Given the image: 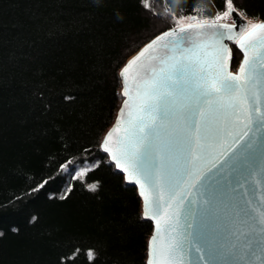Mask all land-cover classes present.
<instances>
[{"label":"trees","instance_id":"trees-1","mask_svg":"<svg viewBox=\"0 0 264 264\" xmlns=\"http://www.w3.org/2000/svg\"><path fill=\"white\" fill-rule=\"evenodd\" d=\"M148 3L0 0V264H147L153 224L101 148L120 70L173 16L214 19L226 0ZM233 4L264 20V0Z\"/></svg>","mask_w":264,"mask_h":264},{"label":"snow or ice","instance_id":"snow-or-ice-1","mask_svg":"<svg viewBox=\"0 0 264 264\" xmlns=\"http://www.w3.org/2000/svg\"><path fill=\"white\" fill-rule=\"evenodd\" d=\"M141 2L149 7L148 0ZM233 12V0H226V10L214 19L173 16L174 27L147 43L121 71L126 99L103 149L127 180L138 185L143 217L155 222L148 264H185L184 241L177 232L183 192L166 191L173 147L179 148L175 162L186 177L183 184L195 187L206 176L200 161L231 138V151H221L224 159L213 166L223 164L247 142L254 125L264 128V22H221ZM238 15L244 18L242 12ZM224 40L243 54L235 73L232 50ZM162 129L169 139L154 145L152 138ZM258 223L264 232V215ZM254 244L249 238L241 251L254 254ZM193 247L204 260L205 250ZM88 257L94 259V253L89 251Z\"/></svg>","mask_w":264,"mask_h":264},{"label":"water","instance_id":"water-1","mask_svg":"<svg viewBox=\"0 0 264 264\" xmlns=\"http://www.w3.org/2000/svg\"><path fill=\"white\" fill-rule=\"evenodd\" d=\"M238 13V11L233 12L232 19H236L238 24L247 23L248 20L242 18ZM221 22L231 23L230 21ZM223 43L232 50L231 70L235 73L242 62L243 54L231 41L224 40ZM233 45L242 54L236 69H233ZM142 48L133 54L124 66ZM123 67L120 70L121 95L124 87L121 77ZM122 98L123 101L116 119L105 137L116 125L118 113L126 97L122 95ZM104 139L101 144L103 151ZM168 139L167 132L162 129L159 137H153L151 142L156 145L162 141L166 142ZM230 143L231 138H227L223 147L218 146L211 156H206L200 161L199 168L206 171V176L195 187L183 184L186 177L175 162L176 157L179 156V148L176 146L172 149L173 160L167 171L166 191L169 193L183 192L180 199L184 200V210L179 217L177 232L184 241L185 264H264V232L260 231L261 225L258 223L260 217L264 215V128L254 125L247 142L229 155L223 164L214 167V163L218 164L219 160L224 159L223 156H220L221 151L225 152V155L231 151ZM105 153L108 154L110 162L116 167L111 155L108 152ZM154 157L155 153H153ZM209 168L212 170L207 171ZM116 170L124 176L129 186L137 188L143 207V198L138 185L129 182L125 172L117 167ZM146 220L153 224L150 244L151 238L155 234L156 225L153 220ZM249 238L255 241L254 254L241 251ZM193 246L205 250L204 260L199 259ZM148 259L149 245L147 264Z\"/></svg>","mask_w":264,"mask_h":264},{"label":"rangeland","instance_id":"rangeland-1","mask_svg":"<svg viewBox=\"0 0 264 264\" xmlns=\"http://www.w3.org/2000/svg\"><path fill=\"white\" fill-rule=\"evenodd\" d=\"M181 17H187V16H181ZM231 18L232 17H230L227 21H231ZM185 22H187V21H185ZM254 22V21H253Z\"/></svg>","mask_w":264,"mask_h":264}]
</instances>
